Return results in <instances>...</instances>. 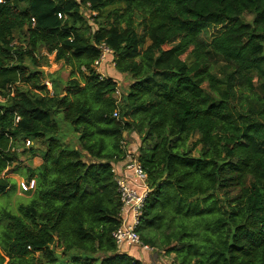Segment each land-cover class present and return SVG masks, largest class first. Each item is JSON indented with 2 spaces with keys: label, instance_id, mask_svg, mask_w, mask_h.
Wrapping results in <instances>:
<instances>
[{
  "label": "trees",
  "instance_id": "1",
  "mask_svg": "<svg viewBox=\"0 0 264 264\" xmlns=\"http://www.w3.org/2000/svg\"><path fill=\"white\" fill-rule=\"evenodd\" d=\"M102 43L130 78L118 104L93 65ZM129 133L150 189L143 243L172 264H264V0H0V196L14 163L35 180L0 211V264H143L114 238Z\"/></svg>",
  "mask_w": 264,
  "mask_h": 264
},
{
  "label": "built area",
  "instance_id": "2",
  "mask_svg": "<svg viewBox=\"0 0 264 264\" xmlns=\"http://www.w3.org/2000/svg\"><path fill=\"white\" fill-rule=\"evenodd\" d=\"M59 17H61L60 14ZM99 48L101 50L100 56L94 61L93 65L101 77H103L99 69L103 65L114 67V61L111 49H109L104 43L99 45ZM119 95L120 91L116 86L114 96L117 99V104L120 102ZM114 116L117 117V111L114 112ZM30 144L31 142L27 140L26 146H29ZM121 161L123 162V166L120 172L116 168L117 162L114 163L111 168V171L114 174V179L118 184V191L122 202L120 212L121 225L114 233L118 248L121 252H129L128 247H137L148 253H156L160 255L165 254L164 251H160L149 244L143 243L139 233L136 232L141 209L150 192L147 175L142 169L137 156L129 151H127L125 158ZM20 187L23 192L30 191L35 187V180L30 179L29 181H21Z\"/></svg>",
  "mask_w": 264,
  "mask_h": 264
},
{
  "label": "rangeland",
  "instance_id": "3",
  "mask_svg": "<svg viewBox=\"0 0 264 264\" xmlns=\"http://www.w3.org/2000/svg\"><path fill=\"white\" fill-rule=\"evenodd\" d=\"M83 14L84 16L89 19L90 18V13L87 10L83 9ZM253 17V14L251 12H247L244 14V19L246 21H251ZM139 21L140 18L138 16H135L134 18V27L136 30H140L139 27ZM231 22L228 21H224L220 26H209L207 29H205L203 31L202 34V39L204 40L205 43H210L211 39L213 36L217 35L219 32H221L222 30H224V28L230 26ZM49 61L47 66L43 67L44 71L46 73H59V76L63 79L66 80L69 77V70L67 68H61V64L60 63H56L54 61V55H49L48 56ZM109 59V58H108ZM224 63L222 61L218 62L215 67H214V73L216 74L217 77H219L223 84L226 80V77L228 75V72L225 70L224 68ZM100 73L103 75V77H111L113 80H115L117 82V87L120 91V101L122 100L123 95L126 93L127 88H128V84L130 83V78L128 76H123L120 73H118L116 71V69L114 67H109V66H102L99 69ZM260 87L258 86V89ZM260 90V89H259ZM69 128V127H68ZM71 130V128H69ZM125 140H126V146H127V150L132 153L133 155L137 156V148H138V144L140 143V139L139 136L137 135V133H129V134H125ZM69 140H73V136L72 134L69 132ZM194 139H190L189 142L193 141ZM27 156V155H25ZM21 159L23 160V165H27V163H25L24 161H29L26 160L24 156H21ZM33 159V160H32ZM31 162L33 165L35 163V159L32 158ZM22 162V161H21ZM31 164V165H32ZM15 166V163H14ZM14 166L9 168L10 170L6 173V177L11 178L13 181H15L16 186L13 189L12 187H10V192H8V194L4 195V196H0V211L2 209H7L10 211H15L16 206L22 202H27V199L29 198L30 194H26L25 192H23L21 190L20 187V182H18L17 180L19 179V177L22 178V181H26L25 177L23 176L24 172L21 168V170L19 171H14ZM161 256L165 257V259H171L172 255H168V254H162Z\"/></svg>",
  "mask_w": 264,
  "mask_h": 264
},
{
  "label": "crops",
  "instance_id": "4",
  "mask_svg": "<svg viewBox=\"0 0 264 264\" xmlns=\"http://www.w3.org/2000/svg\"><path fill=\"white\" fill-rule=\"evenodd\" d=\"M121 75H123V74H121ZM34 159H35L34 164H36V165H33L32 163H30L33 159L29 160V161H24V162L27 163V165H30L33 168H36L41 164V159L39 157H35ZM122 166H123L122 161H119L116 163V168L119 172L121 171ZM17 181L18 182L22 181V178L19 177V179ZM128 249H129V252H131L128 254L132 255L133 257H135L139 260H141L143 264H172L171 259H169V260L165 259V257L161 256L160 254L148 253V252L142 251L141 249H139L137 247H130V248L128 247Z\"/></svg>",
  "mask_w": 264,
  "mask_h": 264
}]
</instances>
